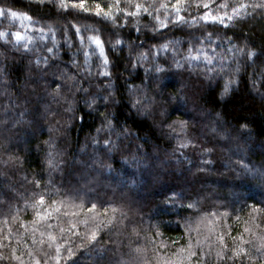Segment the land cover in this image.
Returning <instances> with one entry per match:
<instances>
[{"label":"trees","instance_id":"obj_1","mask_svg":"<svg viewBox=\"0 0 264 264\" xmlns=\"http://www.w3.org/2000/svg\"><path fill=\"white\" fill-rule=\"evenodd\" d=\"M57 2L0 0V7L31 17L0 21V31L24 36L19 43L0 38V236H9L0 248L8 259L0 264H18L14 250L25 253L26 264L29 249L41 264L38 249L54 254L32 243V209L18 211L37 193L46 203L66 197L85 209L96 203L102 215L101 202L118 209L123 222L101 232L94 248L78 250L91 257L81 264H156L157 253L173 257L205 236V254L196 247L190 264H225L217 258L221 251L226 264H262L264 213L248 206L264 208V176L253 178L242 165L264 170V11L249 7L251 15L225 20V28L199 19L207 11L200 0H185L180 14L187 23L175 25L160 7L174 0H120L115 23ZM96 2L106 9L115 0H86V6ZM240 2L259 0H212L210 8L233 15L231 6ZM137 3L151 16L124 14ZM189 42L193 56L202 51L214 58L212 73L201 61L182 59ZM231 46L254 55L224 60L220 71L216 65ZM222 233L227 249L217 240ZM241 236L255 259L227 260ZM181 255L189 264L187 251Z\"/></svg>","mask_w":264,"mask_h":264},{"label":"snow or ice","instance_id":"obj_2","mask_svg":"<svg viewBox=\"0 0 264 264\" xmlns=\"http://www.w3.org/2000/svg\"><path fill=\"white\" fill-rule=\"evenodd\" d=\"M41 3H43V0H40ZM210 3H212V0H200V3L198 4L199 7H203L204 9H207L204 13H202L199 16L200 20H203L206 25L212 26V25H223L225 28L229 27V24L225 23V20L231 22L233 21L234 17H240L243 18V15H251L252 13H249L246 11L247 8L251 7L253 10H262L264 11V0H259L258 3H253L251 5H248L246 3L240 2L238 4H235L231 6L233 15H219V14H212V8H210ZM120 0H115V3H110L107 5V8L105 9V6L102 5L99 2L95 3L94 7H88L86 6V0H58L57 7L60 9L67 10L68 8L73 9H79L80 11L84 13H92L96 17H100L103 20H112L113 23H115V19L113 18V9L115 8L118 12L123 13V9L119 8ZM227 3H222L218 7L220 8H226L229 7ZM161 8L165 9V15L168 17L169 21L172 24H184L187 23L185 20V17L182 16L180 13L181 11H186L187 8L185 6V0H174L171 5L162 3L160 5ZM171 7V15L168 13V9ZM136 11L130 12V13H124L125 15L129 16H136L139 14V12L143 11L148 13L149 16H151V13L148 12V8L144 7L142 4L137 3L135 4ZM243 10V11H242ZM23 15L25 19L31 20V17L27 16V14H19L16 11H13L11 8L6 7H0V21H7L9 17L11 18H18V16ZM193 20H197V17L193 16ZM157 20L159 21V17H157ZM160 27H167V25L163 21H159ZM76 35H80V30L76 29L75 32ZM13 36L17 43L21 42L24 39V36L21 35L19 31H16L14 33L6 32V31H0V38L4 36ZM98 47L101 46V41L98 38L89 37ZM194 39L197 40V43H200L198 38ZM81 43H83V38H81ZM116 43H120L119 40L116 41ZM219 46V45H217ZM162 49H167L168 44L160 45ZM25 48H27V45H25ZM195 50V45H193L191 42L188 44V52L189 55L182 57V59H185L186 61H192V60H198L203 63V66L207 69L209 73H212L214 71L213 67V57L209 56L207 53H203L200 51L198 55L193 56L191 53ZM48 51H52L51 48L48 49ZM104 55L103 48L101 47V56ZM246 55L247 58L250 60L254 53L251 50H245V48H237L235 46H231L227 49L225 54L220 58V61L216 67L219 68L220 71H224V69L227 67L225 65L224 60L232 59L236 56ZM105 63H107V60L105 58ZM177 65H179V62L177 61ZM189 66L190 63H189ZM238 70V68L236 69ZM109 141L105 140V144H108ZM182 147H186L187 145H181ZM242 167L245 168L246 171L253 173V178H260L264 176V170L261 171H255L252 169H248L247 165H242ZM36 187H40V182H35ZM38 199L35 200H26L25 205L26 208L19 209L18 211L26 210L28 207H30L34 213L32 221L29 222L31 225V234L30 238L32 239V243L39 244V245H46L47 249H53L54 254H50L47 250L40 248L38 251L41 253V256L43 258V264H49L51 261L52 264H81V257L84 258H91L88 253L81 252L80 256H77V251L80 249H87L89 247L94 248L95 244L94 242L98 243V237L100 236L101 232L107 231L111 232L112 228L115 227L117 223H122V219L117 217L116 213L118 212V209L112 205L111 202H101L99 209H102L103 215L101 214V211L98 210V205L96 203H90V205L85 209L83 202L80 204H76L73 199L66 197L62 200H51L50 203H46L45 200V194L37 193ZM189 208H193L194 205H189ZM252 208L253 212L256 213H264V208H258L255 206H248ZM69 209H75L74 211H69ZM81 210H83V218L81 219ZM11 211V209H10ZM111 212L112 215H108V213ZM123 214L121 213V216ZM206 215H212L216 216V213L206 214ZM226 215V214H223ZM18 217L13 215L12 219L16 220ZM219 218V217H217ZM254 218V217H253ZM7 223V220L4 221ZM212 221H209V224H211ZM83 225L84 230L80 231L79 226ZM20 228L24 229L25 232H28V227L25 225L23 221L20 222L19 225ZM43 229V230H41ZM11 231V229H9ZM135 231V229L133 230ZM210 232H214V228L209 229ZM249 231V229L245 228V232ZM37 234L39 235V239L37 238ZM23 235V234H20ZM157 235H159V232H157ZM46 237V239H45ZM9 239V236L3 235L0 236V248L6 247V245L3 243L4 240ZM235 242L236 238H232ZM240 243L235 245L231 248L232 256L227 257V260H240V258L243 256L245 261L248 260H254L255 257L251 256L249 254V250L244 248L242 245L245 243H249L248 241H245L243 237L240 238ZM210 237L205 236L204 240L197 239L195 244L189 240V243L187 245V249L181 248L178 250L177 254H174L173 257L163 256L161 257L159 253H157L156 257V264H182L185 257L181 255L185 251H187V259H189L190 264V258L193 256H196V251L194 250L196 247H199L201 250V255H204L203 245L206 241H209ZM217 240L219 244L222 246V249H227V244L224 243V234H220L217 237ZM76 241H79L77 243ZM27 246V245H25ZM164 245L161 242L160 247L162 248ZM260 249L257 248V251ZM104 251H112L111 249H105ZM137 254L139 255L141 253V249L135 250ZM210 251H211V244H210ZM209 253L207 254H210ZM113 255H115V252H113ZM25 256L24 252H21L19 256L15 254V250L12 254V259L18 261V264H26L25 259L23 258ZM27 256L31 259L27 261V264H41V259H38L36 255L34 254L33 250L29 249L27 252ZM217 258L219 260L225 261V256L223 254V251L217 252ZM8 257L3 256L0 254V261L7 260ZM142 264H148V261L145 259L142 261ZM199 264H203V261H199ZM264 264V262H262Z\"/></svg>","mask_w":264,"mask_h":264}]
</instances>
